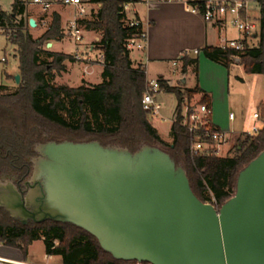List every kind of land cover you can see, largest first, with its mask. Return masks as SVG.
<instances>
[{"label":"trees","instance_id":"obj_1","mask_svg":"<svg viewBox=\"0 0 264 264\" xmlns=\"http://www.w3.org/2000/svg\"><path fill=\"white\" fill-rule=\"evenodd\" d=\"M89 1L101 4V8L90 19L78 22L86 31L101 35L98 44L105 65L101 83L80 87L53 84L52 71L64 70V62H72L74 58L43 49L47 41H62L65 37L60 13H51L49 27L35 39L23 19L27 9L20 0H14L10 15L0 7V25L7 21L12 24L16 16H22L11 37L18 48L21 80L14 91L0 93V179L10 177L17 181L28 177L32 170L30 158L36 156L34 147L38 143L96 140L103 146L128 148L131 152L144 145L158 146L185 169L200 200L220 207L235 194L239 172L264 150V128L255 136L238 138L233 155L217 156L208 151L192 159L190 146L194 138L181 124L185 99L192 103L195 96L201 94L197 104H206L211 110L212 98L199 86L198 57H184L182 74L187 75L188 68L193 66L196 85L184 90L181 81L180 86L163 85L164 91L177 97L172 141H164L142 107L146 69L134 64L126 46L138 28L127 24L123 7L140 0ZM258 1V45L248 47L243 53L206 45L201 49L206 58L227 69L238 58L246 74L264 76V0ZM43 53L51 60L41 59ZM257 109L264 118V100ZM64 112L68 118L64 117ZM207 127L211 132L219 130L211 123ZM198 134L201 140L213 143L211 138ZM37 240L44 241L47 254L60 255L64 264L131 263L115 259L100 247L94 236L73 224L47 220L29 221L24 225L0 207V244L17 248L26 255L28 247Z\"/></svg>","mask_w":264,"mask_h":264},{"label":"water","instance_id":"obj_2","mask_svg":"<svg viewBox=\"0 0 264 264\" xmlns=\"http://www.w3.org/2000/svg\"><path fill=\"white\" fill-rule=\"evenodd\" d=\"M28 22L37 26L33 17ZM34 151L25 194L14 179H0V207L24 225L73 224L127 262L264 264V150L239 172L235 194L220 207L200 200L185 169L158 146L131 152L65 140Z\"/></svg>","mask_w":264,"mask_h":264},{"label":"rangeland","instance_id":"obj_3","mask_svg":"<svg viewBox=\"0 0 264 264\" xmlns=\"http://www.w3.org/2000/svg\"><path fill=\"white\" fill-rule=\"evenodd\" d=\"M151 1V0H150ZM14 0H0V7L8 15L12 14V5ZM138 9L142 15H146L147 18L154 20L153 25L149 27V49L147 51L148 57L150 59L148 64V73L150 76H157L160 72H165L170 74L172 77H176L180 74L183 62L179 61V65L175 67L178 71L177 75H172V61L177 59L182 51L186 49L193 50L197 48L200 40L202 31L204 30L205 21L199 15L191 14L185 10V5L182 2H150L147 0H140L138 2ZM37 10H41L39 6L29 5L27 7L28 16H36L40 21V26L34 29H29L31 34L35 39L40 37L48 28L45 24L41 23L43 17H48L52 12L57 11L60 13L62 18V27L66 29L67 21L77 17L78 13L73 8H67L62 6H56L52 12L39 13L37 15ZM259 9H254L252 11L253 18H259ZM21 19L22 16H19ZM25 24L27 23V18L24 16ZM8 27L13 28L14 23L7 21ZM235 31V29H232ZM86 40L92 42L96 45L95 39L101 38V35L96 32L87 31L85 33ZM13 36V35H12ZM10 35V38L12 37ZM7 38L5 33L0 34V60L2 57L7 58L6 63L0 62V86L6 85V88H0V93L12 92L19 84L15 81V75L20 74L19 72V58H18V48L15 44ZM54 40H49L44 45V50H52L56 52L65 53L72 55L74 58L76 42L73 40L72 36L66 34L64 41L56 43L54 46L47 47V43H53ZM213 42H218L213 39ZM253 46H257L259 40L256 38L252 41ZM96 51L91 53L92 61L87 63L83 60L65 61V69L61 71L53 70L52 82L54 85H66L69 87H80V86H93L102 82V71L103 66L99 65V56L97 51L98 46L95 48ZM200 56V55H198ZM197 56V57H198ZM192 57V56H191ZM196 57V56H194ZM193 57V58H194ZM144 55L140 52H131V59L134 64L140 63L144 60ZM41 59L50 61L51 58L43 53L41 54ZM87 64L88 67H86ZM219 66L216 63L208 62L203 60L200 66L199 76L212 88L224 89L229 86L232 97L236 98L241 102L246 108L245 117L240 119L241 127L240 131H246L250 128V125L254 121L249 119L254 111H256V102L264 97V80H260L257 83L255 76H250L246 74L243 65L240 64V60H235L230 64L229 68ZM146 69V68H145ZM226 69V70H225ZM194 67L188 68V83L187 87H192L196 84V74L194 72ZM190 71V72H189ZM183 75V74H182ZM245 79V83L242 84L240 77ZM229 77V84H228ZM21 80V76H20ZM180 81L175 86H180ZM183 89V87H182ZM184 90V89H183ZM197 96H195L196 98ZM160 102L162 103L161 115L149 116L151 123L157 129L159 134L163 137V140L167 143L172 141L171 138V126L175 119L176 114V104L177 97L174 93L163 91L158 96ZM194 98V99H195ZM193 99L192 102H195ZM201 99V98H200ZM198 103V102H197ZM259 107V106H258ZM65 118H68L67 114L63 113ZM235 123V122H234ZM232 123L231 120L227 119L224 122L219 121V126L221 129H230L236 123ZM245 138V135L241 133H234L230 136V140L227 145L222 147L220 155L230 156L233 155L234 146L237 143L238 138ZM211 203V202H210ZM0 255H7L6 251L2 248L0 244ZM28 261L47 263L48 264H64L63 259L60 255H49L46 252V246L43 240L34 241L29 247Z\"/></svg>","mask_w":264,"mask_h":264},{"label":"built area","instance_id":"obj_4","mask_svg":"<svg viewBox=\"0 0 264 264\" xmlns=\"http://www.w3.org/2000/svg\"><path fill=\"white\" fill-rule=\"evenodd\" d=\"M26 9L29 5L39 6L42 13L52 12L56 6H62L67 8H73L77 11L78 16L67 21L66 29H64V35H71L73 40L77 43L74 53L76 60H83L87 63L92 61L91 53L96 51V47L99 48L100 39L96 37L95 43L88 42L86 40L84 25L79 24L80 19H90L101 8V4L91 3L89 0H20ZM161 2H182L185 5V10L194 15H199L203 18L205 23L215 26L220 33H225L228 29H235L241 36L239 38H224L223 44L220 46L224 49H232L238 53H243L248 47H251L253 40L256 39V34L259 31L258 18L252 17V11L259 9L258 0H159ZM132 3L125 4L123 12L127 15V24L131 27H137L138 32L127 41V49L131 52L137 51L143 53L148 47V32L145 29L144 23L138 17H130L129 11ZM19 16L15 17L13 21L14 27H8V23L0 25V34L5 33L7 38L12 36L17 29V25L20 22ZM26 26L30 27L28 19L26 20ZM37 26H40V21L36 22ZM42 24L49 27V16L41 20ZM35 27V28H36ZM64 37V38H65ZM11 39V38H10ZM11 41V40H10ZM99 65H105L104 55L100 49ZM200 49H186L172 61V75H177L178 71L175 67L179 65V61L182 63L184 57L201 55ZM1 63H6L7 58L4 56L0 60ZM141 66L145 67L140 61ZM87 64L86 67H88ZM163 85H169V82L162 78H147L146 89L142 96V107L149 113L150 116L161 115L162 103L158 96L164 91ZM231 120L234 119V114L229 115ZM254 121L250 128L245 132L241 131V134L245 136H255L264 128V118H262L258 109L254 111L250 118ZM175 120V119H174ZM214 124L211 118V110L206 104L188 103L185 99L183 106V120L182 126L188 128L189 132L194 138L190 146V156L193 159L201 153L211 151L217 156H220L222 147L227 145L230 140V133L222 130L218 126L219 130L210 131L207 127L208 124ZM208 129H207V128ZM207 129V130H206ZM203 134L205 137L211 138L213 143H210L199 138V134ZM0 262L3 264H15L13 261L6 259L0 255ZM128 264H146L140 262H131Z\"/></svg>","mask_w":264,"mask_h":264},{"label":"crops","instance_id":"obj_5","mask_svg":"<svg viewBox=\"0 0 264 264\" xmlns=\"http://www.w3.org/2000/svg\"><path fill=\"white\" fill-rule=\"evenodd\" d=\"M151 1L152 2H155V3L161 2L159 0H151ZM151 1L150 0H147V3H150ZM138 4L139 3L132 4V6L130 7L129 15H130V17H138L144 23L145 29L148 32V47H147V49L143 53H141V54L144 55V58H143L144 60H142L141 62L144 64V66L146 68L147 78H162V79L167 80L169 82L170 86H175L178 83V81H181V78L183 76L182 75V70H181V65H180V70H179L180 71V74L178 76H176V77H172L170 74H167L165 72H160V73H158L157 76H150L149 73H148V64H149V61H150V59L148 57V53H147V51L149 49V43H150V39H149V27L151 25H153L154 20H151V19L147 18L146 15H142L139 12V9L137 7ZM36 12H37V15H38L42 11L41 10H37ZM25 17L28 20H29L30 17H33L34 19H36V22L39 21L38 18L35 15L34 16H28V12L26 13ZM41 18H44V17L42 16ZM204 27L205 28L202 31L201 40H200V42H199V44L197 46V49H200V50L204 46H206V45H208V46H219L220 47L223 44L222 40L224 38H239L241 36L236 30L235 31H232V29H228L225 33L222 34L213 25H210V24L205 23V26ZM64 39L62 41H64ZM213 39L217 40L218 42H213ZM59 42H61V41H55V42H53L52 43V46H54L56 43H59ZM192 57H194V56H192ZM198 59H199V63H198L199 72H200L201 62L203 60H206L208 62H212V63L215 64V62H213L210 59L206 58L203 54H201L200 56H198ZM216 64L219 65V66L224 67L223 65H220L218 63H216ZM228 69L230 70L231 67L228 68ZM249 75L251 77L252 76H255L256 77V80H257V83H259V81L262 80V79L264 80V76L262 74H249ZM237 77H240V76H237ZM240 78L242 79L240 81L242 82V84H244L245 83V79L243 77H240ZM187 83H188V75H186V83H184V84L182 83L183 84V89L192 88V87H194L196 85L195 84L192 87H187L186 86ZM198 83H199V86L208 95H210L211 98H212L211 118H212L213 123L220 128V126L218 124L219 121L220 122H224L227 119L231 120L229 118V115L231 113H233L234 114V119L231 120V121H232V123L235 122L236 125H234L230 129H226V130L225 129H222V130H224L226 132H229L230 133V136L232 134H234V133H241L242 130L240 131V127H241V122H240L241 120L240 119H242V118L245 117L244 113H245L246 108H245V106L243 104H241L240 101H238L236 98H233L232 97V94H231V91H230L229 86H227L226 88H224L222 90L219 89V87L212 88L205 81H203L202 78H200L199 74H198ZM228 84H229V77H228ZM200 98H201V94L197 95V97L194 99L195 102H192V103H197L200 100ZM263 100H264V97L262 99L258 100V102H256V110H257L258 106L260 105V103H262ZM175 116H176V114H175ZM250 116L251 115H249L248 117L250 118ZM162 139H163V137H162ZM29 247H28V250H29ZM2 248L6 251L7 255H4V256L1 255V256L4 257V258H6V259H9V260L13 261L15 264H48V262L47 263H38V262L28 261L27 260V257L29 256V251H27V254L24 255L17 248H12V247H7V246H2Z\"/></svg>","mask_w":264,"mask_h":264},{"label":"flooded vegetation","instance_id":"obj_6","mask_svg":"<svg viewBox=\"0 0 264 264\" xmlns=\"http://www.w3.org/2000/svg\"><path fill=\"white\" fill-rule=\"evenodd\" d=\"M28 177H25V178H23V179H21V180H17V181H15V183L17 184V187H18V189L20 190V192H22V193H24L25 194V192H26V189H25V185H24V183H25V181H26V179H27Z\"/></svg>","mask_w":264,"mask_h":264}]
</instances>
